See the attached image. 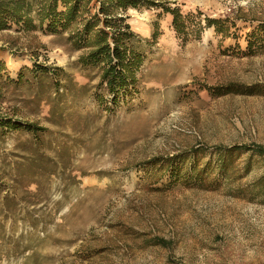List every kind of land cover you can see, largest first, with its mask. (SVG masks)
<instances>
[{
    "label": "rangeland",
    "instance_id": "obj_1",
    "mask_svg": "<svg viewBox=\"0 0 264 264\" xmlns=\"http://www.w3.org/2000/svg\"><path fill=\"white\" fill-rule=\"evenodd\" d=\"M150 1L203 28L183 38L161 7H128L150 42L117 105L47 20L0 30V264H264V154L206 165L216 145H264V0Z\"/></svg>",
    "mask_w": 264,
    "mask_h": 264
},
{
    "label": "trees",
    "instance_id": "obj_2",
    "mask_svg": "<svg viewBox=\"0 0 264 264\" xmlns=\"http://www.w3.org/2000/svg\"><path fill=\"white\" fill-rule=\"evenodd\" d=\"M59 4L62 6L61 10L58 9ZM140 5L161 7L165 13L171 14L172 27L183 38L188 34L200 35L203 27L199 23H187L186 16L182 15L178 7L150 0H0V30L7 28L10 22L22 23L25 28L34 27L32 13L39 18V24L47 20L48 32L55 35L66 34L70 47L80 52L76 61L82 67L97 72L99 79L93 92L97 96V103L102 105L104 100L101 94H108L111 96L109 101L117 105L119 100H125L130 95V88L137 84V72L144 59L142 46L150 42L132 31L123 15L128 7L136 8ZM205 22L208 27L218 24L217 20L208 17ZM215 29L221 30L219 25ZM155 37L156 33H153L152 39ZM27 70L34 75H55L56 78L58 69L35 64ZM21 75L19 72L18 77L21 78ZM9 80L12 81V78H8ZM68 83L70 84L69 79ZM80 89H85V86ZM215 90L217 94H226L238 89L229 84ZM98 91L102 93L99 94ZM13 124L11 120L0 118V125L14 127ZM24 128L31 131L42 129L30 123H26ZM214 148L215 164L210 162L213 161L211 157L206 165L209 169L215 166L218 172L224 173L242 152L264 154V145L259 143L216 145ZM204 170L206 166L199 169V164L192 162L187 175L202 183L206 173ZM158 240V243L167 245L164 239Z\"/></svg>",
    "mask_w": 264,
    "mask_h": 264
},
{
    "label": "bare ground",
    "instance_id": "obj_3",
    "mask_svg": "<svg viewBox=\"0 0 264 264\" xmlns=\"http://www.w3.org/2000/svg\"><path fill=\"white\" fill-rule=\"evenodd\" d=\"M140 20H141L140 16L137 15V16L134 17L133 22L136 23V24H138V23L140 22ZM137 28H138L139 30H142V25H141V27H140L139 24H138V25H137Z\"/></svg>",
    "mask_w": 264,
    "mask_h": 264
}]
</instances>
